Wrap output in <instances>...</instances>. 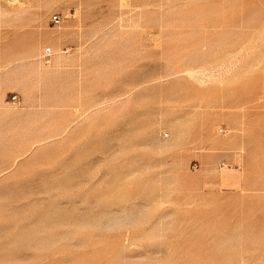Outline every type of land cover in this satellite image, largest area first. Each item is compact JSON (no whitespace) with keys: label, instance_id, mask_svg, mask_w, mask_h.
Masks as SVG:
<instances>
[{"label":"rangeland","instance_id":"1","mask_svg":"<svg viewBox=\"0 0 264 264\" xmlns=\"http://www.w3.org/2000/svg\"><path fill=\"white\" fill-rule=\"evenodd\" d=\"M0 264H264V0H0Z\"/></svg>","mask_w":264,"mask_h":264},{"label":"bare ground","instance_id":"2","mask_svg":"<svg viewBox=\"0 0 264 264\" xmlns=\"http://www.w3.org/2000/svg\"><path fill=\"white\" fill-rule=\"evenodd\" d=\"M61 23V22H60ZM61 29V28H60ZM48 48V47H47ZM46 48V49H47ZM51 48V47H50ZM46 51V50H45ZM70 51V50H69ZM64 52V55L67 53V51H63ZM53 54H54V52H53V50H52V48H51V54H50V58L48 59V60H46L45 58H44V61H45V63L46 64H49L50 63V61H51V57L53 56ZM69 54V53H68ZM61 56L63 55V54H60ZM71 55V54H70ZM66 56H68L67 54H66ZM74 56V55H73ZM58 61H62L63 62V64H65V66L66 65H70V66H72V67H76V66H78V65H80L81 63V57L79 58V57H77V58H71V59H68V58H61L60 57V59L58 58ZM67 61V62H66ZM70 62V63H69ZM34 64V63H33ZM31 65L29 68H28V70L26 71V73H24V75L25 76H27L26 77V80H27V78L29 77V75L30 76H37V77H39L40 78V76H42V74L44 73V74H53V75H56V73H55V71H53V70H50V71H45V72H42V71H40L35 65ZM53 64V63H52ZM61 66V68H62V65H60ZM59 66V67H60ZM51 67V66H50ZM56 67V66H55ZM60 72V71H59ZM19 77H21V78H23V75H19Z\"/></svg>","mask_w":264,"mask_h":264},{"label":"built area","instance_id":"3","mask_svg":"<svg viewBox=\"0 0 264 264\" xmlns=\"http://www.w3.org/2000/svg\"><path fill=\"white\" fill-rule=\"evenodd\" d=\"M52 20L54 21L55 24H59L61 22L60 14H54L52 16ZM50 54H51V48H47L46 51L44 52V58L48 60L50 58Z\"/></svg>","mask_w":264,"mask_h":264},{"label":"crops","instance_id":"4","mask_svg":"<svg viewBox=\"0 0 264 264\" xmlns=\"http://www.w3.org/2000/svg\"><path fill=\"white\" fill-rule=\"evenodd\" d=\"M51 59H52V57H51Z\"/></svg>","mask_w":264,"mask_h":264}]
</instances>
